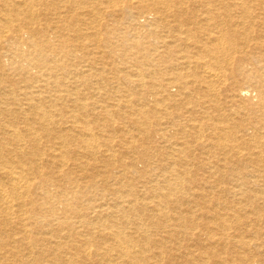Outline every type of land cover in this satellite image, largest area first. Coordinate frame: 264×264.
<instances>
[{"label":"bare ground","instance_id":"bare-ground-1","mask_svg":"<svg viewBox=\"0 0 264 264\" xmlns=\"http://www.w3.org/2000/svg\"><path fill=\"white\" fill-rule=\"evenodd\" d=\"M0 264H264V0H0Z\"/></svg>","mask_w":264,"mask_h":264}]
</instances>
